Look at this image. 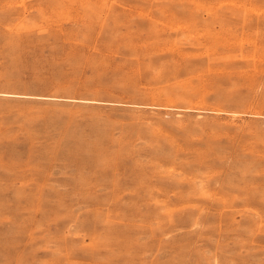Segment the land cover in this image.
Instances as JSON below:
<instances>
[{
  "label": "rangeland",
  "instance_id": "374dc122",
  "mask_svg": "<svg viewBox=\"0 0 264 264\" xmlns=\"http://www.w3.org/2000/svg\"><path fill=\"white\" fill-rule=\"evenodd\" d=\"M0 264H264V0H0Z\"/></svg>",
  "mask_w": 264,
  "mask_h": 264
},
{
  "label": "bare ground",
  "instance_id": "6f19581e",
  "mask_svg": "<svg viewBox=\"0 0 264 264\" xmlns=\"http://www.w3.org/2000/svg\"><path fill=\"white\" fill-rule=\"evenodd\" d=\"M140 53V52H139ZM142 61V60H141ZM129 76V75H128ZM98 90V89H97ZM249 167V166H248ZM243 169H244V167H243ZM249 172V171H248ZM197 173V172H196ZM239 176V175H238ZM239 179V178H238ZM239 190V189H238Z\"/></svg>",
  "mask_w": 264,
  "mask_h": 264
}]
</instances>
